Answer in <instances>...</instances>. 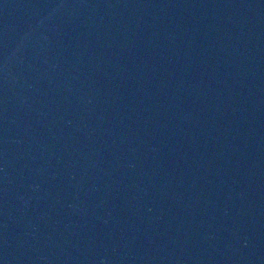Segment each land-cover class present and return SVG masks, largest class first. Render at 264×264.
<instances>
[{"label": "water", "instance_id": "water-1", "mask_svg": "<svg viewBox=\"0 0 264 264\" xmlns=\"http://www.w3.org/2000/svg\"><path fill=\"white\" fill-rule=\"evenodd\" d=\"M0 264H264V0H0Z\"/></svg>", "mask_w": 264, "mask_h": 264}]
</instances>
